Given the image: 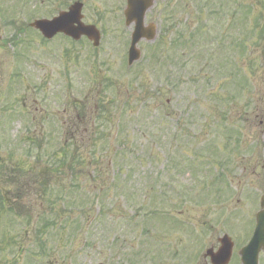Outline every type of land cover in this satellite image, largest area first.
Instances as JSON below:
<instances>
[{
    "label": "rangeland",
    "instance_id": "obj_1",
    "mask_svg": "<svg viewBox=\"0 0 264 264\" xmlns=\"http://www.w3.org/2000/svg\"><path fill=\"white\" fill-rule=\"evenodd\" d=\"M82 1L97 48L0 26V264H211L224 233L241 264L264 194V0H155L146 23L188 45L167 67L142 40L129 71L125 0Z\"/></svg>",
    "mask_w": 264,
    "mask_h": 264
},
{
    "label": "water",
    "instance_id": "obj_2",
    "mask_svg": "<svg viewBox=\"0 0 264 264\" xmlns=\"http://www.w3.org/2000/svg\"><path fill=\"white\" fill-rule=\"evenodd\" d=\"M130 9L127 11V23H131L132 20H136L135 31L132 35V47L144 36V11L151 5V0H129ZM140 2H144L143 6L139 5ZM143 9V11H142ZM134 10V11H132ZM81 4L73 5L69 12H62L58 17L52 20H41L36 22V26L41 29L47 37H52L57 32H64L65 34L72 36L76 39L80 38L81 35H87L91 40L94 41V45L99 43V32L93 25H84L81 22L82 15ZM77 24V25H75ZM154 37L153 32L150 30L148 38L152 39ZM139 56L136 52L133 58ZM262 206H264V197L262 201ZM258 223L256 227V232L251 243L242 252L245 264H257V255L260 249H264V210L260 211L257 215ZM228 247V246H226ZM226 250H221L215 256H212L214 264H226L230 255V247Z\"/></svg>",
    "mask_w": 264,
    "mask_h": 264
},
{
    "label": "flooded vegetation",
    "instance_id": "obj_3",
    "mask_svg": "<svg viewBox=\"0 0 264 264\" xmlns=\"http://www.w3.org/2000/svg\"><path fill=\"white\" fill-rule=\"evenodd\" d=\"M29 2L31 1V2H33V8L35 9V10H38V9H40V7L41 6H43L44 4H45V0H38V2H37V0H28ZM250 232V229L247 231V233H249Z\"/></svg>",
    "mask_w": 264,
    "mask_h": 264
}]
</instances>
